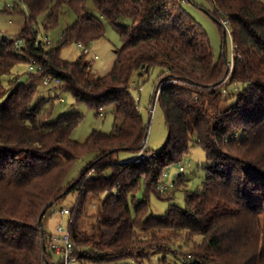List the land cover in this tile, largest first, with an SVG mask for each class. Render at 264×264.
<instances>
[{
    "label": "trees",
    "instance_id": "obj_1",
    "mask_svg": "<svg viewBox=\"0 0 264 264\" xmlns=\"http://www.w3.org/2000/svg\"><path fill=\"white\" fill-rule=\"evenodd\" d=\"M93 1L121 39L111 68L98 75L82 57L60 55L69 42L88 46L104 35L85 0H17L3 7L23 12L24 23L14 37L0 40V264L62 263V257L52 260L60 253L49 246L42 218L70 191L77 197L68 227L80 263L131 259L145 264L152 253L170 251L182 264H264V0H209L223 28L218 57L180 1ZM64 5L76 19L48 48L38 17L46 12L47 32ZM125 17L128 24L121 21ZM170 20L175 23L170 31L159 30L157 23ZM33 59L40 70L3 83L16 64ZM156 64L163 69L153 99L158 91L167 136L159 150H152L130 85ZM48 75L58 80L55 87L96 114L102 116V108L112 103L111 130L93 129L83 141L74 139L82 113L53 118L52 96L37 97L35 79ZM195 145L205 152L201 189H187L184 171L172 180L171 190L159 191L166 167L182 163ZM142 148L146 156L131 159ZM123 150L133 155L118 159ZM88 152L94 153L92 160L68 179L76 159ZM140 188L143 195L136 198ZM180 189L183 205L171 201ZM151 194L169 201L163 213L148 214ZM92 198L100 200L99 214L88 232L81 221Z\"/></svg>",
    "mask_w": 264,
    "mask_h": 264
},
{
    "label": "rangeland",
    "instance_id": "obj_2",
    "mask_svg": "<svg viewBox=\"0 0 264 264\" xmlns=\"http://www.w3.org/2000/svg\"><path fill=\"white\" fill-rule=\"evenodd\" d=\"M17 0H0V40L4 37H14L24 23V13L23 12H7L2 11L5 4H12ZM86 11L95 17L99 18L104 26V35L93 41L88 45V51L84 52L80 49L76 42L72 41L64 45L60 50V55L66 60H75L79 57L86 62H90L89 70L92 75L104 74L112 66L115 50L121 45V39L118 34L117 29L114 24L101 12L98 10L97 5L93 0H85ZM180 1V9L188 13L195 22L201 25L203 30L207 33L214 55L218 57L223 51V28L222 26L213 18L212 6L209 0H177ZM176 14V13H173ZM46 19V12H42L38 17V31L41 38H47L49 42L47 47H54L57 45V41L60 37L62 30L72 23L76 19L75 13L70 9L69 6L64 5L61 9L59 15L58 23L56 26L52 27L49 31L45 32L42 27V23ZM123 24H128L130 19L122 18ZM159 22V21H158ZM158 28L161 31H170L172 26H175L173 21H160ZM178 26V25H176ZM226 39V51L229 55L230 40L228 35L225 36ZM160 65H152L148 72L143 73L139 76H135L130 85V90L133 95L138 98L139 108L145 118L147 123V138L146 145L152 150H159L167 136V128L164 121L163 108L156 100L153 102V92L155 84L159 78V73L162 70ZM28 64L20 62L16 64L9 74L2 77L3 83L7 84L8 80L14 76H17L21 80L28 78ZM35 82L37 84V97L47 95L52 96L54 100V107L52 111V117L69 111H79L82 113V119L80 123L73 129L72 137L78 141H83L93 129L101 130L103 132H109L113 125V113L112 109L114 105L112 103L105 105L102 108L103 115L95 113V109L88 106L84 102L75 101L72 95L64 90H61L54 86L51 82L50 84H44L41 77L36 78ZM94 153L88 152L76 159L71 171L69 173L68 179L75 178L81 169L92 160ZM132 152L123 150L119 151L117 158L125 159L132 156ZM134 156V155H133ZM185 166L184 174L187 177L186 187L191 190H198L202 187V180L205 174L203 164L205 160V152L199 146L195 145L189 148L188 152L183 156L181 161ZM178 163H174L167 169V175L164 177L166 182H171L176 174V167ZM143 195V188H140L136 192V198H141ZM76 191H70L66 196L60 198L52 207L59 208L69 207L71 208L76 200ZM99 199H90L87 207V213L83 216L81 225L83 228L91 232L95 219L98 217L99 208L97 204ZM174 203L183 205L184 203V191L182 189L176 190L174 192L173 198L171 200ZM167 199L157 198L155 195L151 194L149 201L148 214L158 215L165 211L168 205ZM97 207V208H96ZM42 224L44 229L48 234L56 232L58 224H62L64 227L68 225V214L60 215L59 213H51V208L48 209L42 218ZM60 254H52V260L58 261ZM165 258V262H163ZM190 259L187 261L189 262ZM47 264V263H45ZM72 264H139L131 259H123L118 262L109 263H98L92 261L85 262H74ZM145 264H182L180 259L174 257L170 251L159 252L156 251L150 255L149 260Z\"/></svg>",
    "mask_w": 264,
    "mask_h": 264
},
{
    "label": "built area",
    "instance_id": "obj_3",
    "mask_svg": "<svg viewBox=\"0 0 264 264\" xmlns=\"http://www.w3.org/2000/svg\"><path fill=\"white\" fill-rule=\"evenodd\" d=\"M223 24L227 25L228 23L225 21H223ZM43 42L48 43L49 40L45 37L43 38ZM78 47L80 49H82L84 52H87L88 46L82 44L81 42L77 43ZM28 69L30 71H37L41 69V65H39L34 59L30 61L29 65H28ZM43 82L46 84H50L51 82L54 85L58 84V80L56 78H51V76H45L43 78ZM223 92H226V89L223 90ZM157 96H158V91L155 94V97L153 99V102H155L157 100ZM100 114H102V112H100ZM143 148L141 149V151H139L135 156H133L131 159L137 161L140 159H143L146 154L142 151ZM171 165H168L166 167V169L163 171L161 177H165L167 175V169L170 168ZM176 171L177 174L179 173H183L185 171V166L183 163H178L177 167H176ZM176 174V175H177ZM173 183L171 182H166L163 179H158L157 181V189L159 191H168L171 190L173 187ZM70 212V208L69 207H60L59 208H55V207H51V213H59L61 216L64 214H68ZM49 246L54 249L55 252H58L61 254L62 257V263L61 264H72L74 262H78V258L75 255L74 252V242L71 239V235H70V231H69V227L67 226H63L62 224H58L57 228H56V232L50 234L49 236V240H48Z\"/></svg>",
    "mask_w": 264,
    "mask_h": 264
},
{
    "label": "water",
    "instance_id": "obj_4",
    "mask_svg": "<svg viewBox=\"0 0 264 264\" xmlns=\"http://www.w3.org/2000/svg\"><path fill=\"white\" fill-rule=\"evenodd\" d=\"M139 73H141V71Z\"/></svg>",
    "mask_w": 264,
    "mask_h": 264
}]
</instances>
